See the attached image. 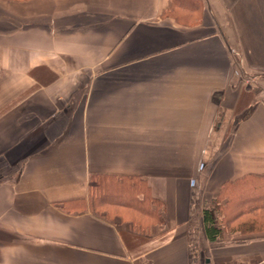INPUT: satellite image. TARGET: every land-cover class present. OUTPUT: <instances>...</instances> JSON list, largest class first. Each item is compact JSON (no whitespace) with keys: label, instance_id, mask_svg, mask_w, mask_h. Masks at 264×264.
<instances>
[{"label":"crops","instance_id":"obj_1","mask_svg":"<svg viewBox=\"0 0 264 264\" xmlns=\"http://www.w3.org/2000/svg\"><path fill=\"white\" fill-rule=\"evenodd\" d=\"M0 264H264V0H0Z\"/></svg>","mask_w":264,"mask_h":264},{"label":"trees","instance_id":"obj_2","mask_svg":"<svg viewBox=\"0 0 264 264\" xmlns=\"http://www.w3.org/2000/svg\"><path fill=\"white\" fill-rule=\"evenodd\" d=\"M140 185L128 176H91L89 179V197L97 200L134 199L139 195ZM94 193V194H93ZM95 195V196H94ZM146 197V196H143ZM205 230L209 239H214L219 229L214 224L210 208L202 209Z\"/></svg>","mask_w":264,"mask_h":264},{"label":"rangeland","instance_id":"obj_3","mask_svg":"<svg viewBox=\"0 0 264 264\" xmlns=\"http://www.w3.org/2000/svg\"><path fill=\"white\" fill-rule=\"evenodd\" d=\"M258 87H259V84H256ZM94 194V193H93ZM95 196V195H94ZM91 197V196H90ZM124 199H121L120 201H122ZM99 201H102V200H99ZM117 202H119V200H116Z\"/></svg>","mask_w":264,"mask_h":264}]
</instances>
